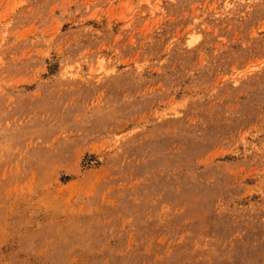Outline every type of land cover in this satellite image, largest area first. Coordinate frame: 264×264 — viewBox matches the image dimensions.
<instances>
[{
  "label": "rangeland",
  "instance_id": "1",
  "mask_svg": "<svg viewBox=\"0 0 264 264\" xmlns=\"http://www.w3.org/2000/svg\"><path fill=\"white\" fill-rule=\"evenodd\" d=\"M0 264H264V0H0Z\"/></svg>",
  "mask_w": 264,
  "mask_h": 264
}]
</instances>
